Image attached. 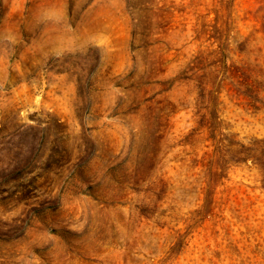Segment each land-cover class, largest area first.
Here are the masks:
<instances>
[{
  "label": "rangeland",
  "instance_id": "rangeland-1",
  "mask_svg": "<svg viewBox=\"0 0 264 264\" xmlns=\"http://www.w3.org/2000/svg\"><path fill=\"white\" fill-rule=\"evenodd\" d=\"M0 264H264V0H0Z\"/></svg>",
  "mask_w": 264,
  "mask_h": 264
}]
</instances>
